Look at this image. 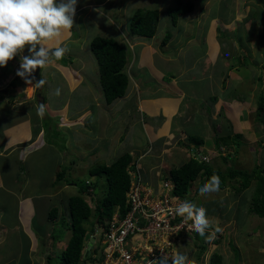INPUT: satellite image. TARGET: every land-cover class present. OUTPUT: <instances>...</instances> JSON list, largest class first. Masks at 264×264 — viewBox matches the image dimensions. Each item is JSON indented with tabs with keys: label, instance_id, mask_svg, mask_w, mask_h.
<instances>
[{
	"label": "rangeland",
	"instance_id": "obj_1",
	"mask_svg": "<svg viewBox=\"0 0 264 264\" xmlns=\"http://www.w3.org/2000/svg\"><path fill=\"white\" fill-rule=\"evenodd\" d=\"M78 1L81 3L82 1L92 2L93 0ZM174 1L105 0L102 9L113 17L120 15V20H122L121 28L124 32L126 31L125 27L134 9L138 7L155 8L159 14L158 25L165 22L163 33L169 31L175 38H181V42L185 41L187 37H190V40L187 41L189 45L184 50V53L176 55L175 58L172 56L170 61L158 58L156 63L165 68L186 65L188 58L192 56L191 54H197V50L203 51L205 47L204 39H208L206 33L209 34V49L221 48V58L226 60L225 65L231 67L229 69L230 71H226V79L224 84H220V88L219 81L217 80L221 75L216 76V84L213 83L207 86L208 81L194 83L195 90L191 91L193 94L187 93V96L184 95L182 97L179 102L177 116L171 118L172 126L174 127L175 124L178 125L174 133L181 131V137L186 134V140L184 141L186 144L185 148L191 145L189 147L190 149L193 148L192 144L194 143L191 144L189 141L188 136L190 134L188 132H195L193 135L200 137L209 134L208 136L212 137V141H207L203 148L204 150H201L203 154L209 153V160L205 163L207 165L218 167L222 172H226L229 166H232V168L229 167L230 169L237 168L244 171H251L254 166H257L260 168L258 169L261 173L260 175L264 176V110L259 113L261 120L256 121L257 97L259 94H264V0H182L185 2H193V10L179 14L178 17L176 16V21L173 22L171 16L167 14V9L173 6ZM118 2H122L120 8L116 6L119 5ZM102 9L100 11L104 16L100 15V19H98L99 24L92 22L93 17L90 15V12H96L94 9H90L88 16L82 20H80V14L75 16V21L79 20L77 24L75 23V31L81 37L85 36L83 40L86 43L87 49L83 52L85 56H92L94 58L89 49L87 35L105 36L107 34L111 36L106 30L103 32L102 28L104 26H107L106 29L109 28L107 22L110 23V20ZM124 34L128 35V33ZM191 43H197V46L191 48ZM160 54L163 55L162 53ZM152 55H154L153 52L147 57V60ZM155 55L153 58L156 60ZM138 56L141 57L140 53L136 51L135 57ZM243 56L247 61L246 66L241 63ZM65 57L66 55L62 61H64ZM217 57L216 55L213 68L216 67L218 72L222 64L220 61H217ZM93 60L95 63V58ZM139 60L142 62L144 58H139ZM51 67L48 64L41 70V77L45 81L43 91L45 92V98L43 104L46 105V116L43 119L46 125V135H50L46 137L47 142L44 141L47 144L39 147L36 154H30L31 152L27 153L32 149L20 147L19 145H15L14 149L7 153L0 151V155L3 154L0 156V224H3L7 229L6 234H4V241L0 244L1 260L9 252L7 247H10L14 241L18 240L22 248L20 252L16 253L15 256L17 257H14V259L20 263H24L25 261L24 256L26 250L22 249L27 247L26 241L28 239L23 236L24 233H22L21 229L25 230L27 228L26 219L24 218L26 211L24 209L26 202H29V200L23 196L32 194L34 199L31 206H34V202L36 204L35 216H37L35 220L33 219V225L29 228L31 230V237L34 239L39 234L37 235L39 237L38 239H43L44 241L47 238L46 233L58 234L54 244L51 245L54 255L50 256L51 262L56 263L60 259V254L66 245L64 239H68V234L71 232L70 230L65 231L64 226L61 227V223H66L68 220L67 197L78 194L79 189L85 187V181L93 185L96 184L97 191L94 188L93 195L89 193L83 195L89 206L94 208L96 203L100 202L107 187L104 177L90 175L88 173L89 168L86 170L81 168L85 165L84 160H81L79 167L73 170V167L69 164L67 165L65 162L66 158L63 154L66 151V145L73 146L75 142L90 145L92 139H99L98 135H101V132L96 133L94 130L89 131V133L80 132L81 126L77 125V122L71 124L73 128H67L70 131L58 127L55 128L59 121H62L63 114H66L72 109L69 99L75 95V90L68 83L57 79L54 71L50 73L49 70ZM86 67L85 65V68L79 71L87 79L77 87L76 94L80 95V97L87 96L91 99L93 96L91 91H96L95 88L96 86L99 88V85L87 74L88 68ZM95 67L97 68V65ZM238 73L241 74V79L238 80L240 84L235 83V90L231 89L229 94L226 93L225 88H227L226 86L229 82L227 78L239 77ZM63 75L67 77V71L65 69H63ZM169 75L171 74L169 73ZM78 77H80V73L74 76L75 79H78ZM15 82L13 85L12 81L7 82L5 87L8 89V92H4V95L8 94L11 97L13 95L12 87L14 85H19L22 88L18 90L21 93L24 90H26V93L30 92L31 89L27 88L28 83L20 82L23 83V85H20V83L18 84V80ZM159 83L163 84V86L167 85L169 90L176 92V84L172 81L171 76L165 77ZM180 86L183 90L186 89V84L181 83ZM57 87L61 89L59 96L54 95V90ZM191 87L193 88V86ZM221 94L223 98L220 97ZM0 98L3 97L0 95ZM17 100L23 101V98H18ZM32 102L34 101L32 100ZM12 111H14V108L5 107L3 109L0 103V150L7 135L5 132H7L9 126L11 128L21 118L17 113H12ZM209 114L211 115L210 118L208 117ZM35 119H38V117ZM163 119L165 118L162 115H158L154 117L152 123H159ZM135 120L134 118V120L129 122L128 134L121 141L118 139H108L107 135L101 138V144L98 143L100 142L98 140L97 147L100 148L102 145L103 152L100 151L101 156H93L90 160L94 161V164L106 163L123 154L133 144L132 140H130V135L135 128ZM156 127L161 128L158 125ZM55 131L57 132L55 133ZM53 133L55 134L52 137ZM228 133L230 135L239 133L240 135L236 137V141H231L232 139H230L232 146L229 150L222 148L221 153L225 156L223 158V156L215 154L219 150L217 138ZM85 134L88 138H86ZM149 141L151 143V137ZM234 145L236 148L238 147L237 150L236 148L233 149ZM92 146L95 147L94 142L90 147ZM30 147L33 148L34 145L31 144ZM196 148L198 149L199 146H196ZM186 151L190 154V150L187 149ZM135 154L134 152L131 154L132 162L136 161ZM203 154L200 153L198 156H203ZM25 155L29 156L26 161L24 160ZM183 155L184 153L181 156ZM68 156L72 155L69 153ZM87 159L88 156L86 161ZM158 160L161 159L159 158ZM29 161L33 163L34 167H31ZM144 168L148 172H144L146 171ZM38 172H40L39 176ZM139 172L146 179H153V176H155V172L148 169L145 159L141 162ZM61 173L62 175L60 176ZM62 176L63 178H61ZM50 177L51 180H56V178L60 180L54 184L49 179ZM225 179V184L220 186L219 192L201 196L199 191L196 192V189H199L205 181L201 177H198L186 194L187 199L192 203L197 204V206H204L207 209V216L213 221V224L218 223L223 229L221 233L216 234V243L213 241L214 239L208 241L203 237V241L207 244V255L214 250L219 252L222 255V264H264V219L251 210L252 191L255 188L256 180L251 179L246 189L236 193L235 186L237 182H235V186L233 187L229 183L228 177H225ZM162 182L161 180L159 186H161ZM47 197H49L50 201H48ZM42 200H44L43 203ZM259 201L260 198L258 199V203H260ZM52 206H56L57 208L55 219L52 220L51 216H47V212L43 216V218H47L45 228L36 229V225L41 220V211L44 209L47 210ZM60 217L64 220L61 223L58 221ZM93 217L94 213L92 212L89 220ZM86 225L89 226V223ZM43 231L45 232L41 234ZM88 233H90L89 230L87 231L84 249L89 245L90 236ZM97 233L98 229H96ZM17 235H20V238ZM197 239H200V237H186L182 241H176V243L170 245L168 252L169 250L170 254L177 250L186 252L190 259L194 258L197 261V264H208L209 262L205 261L208 258L204 256L199 263L197 255L199 249L196 246ZM42 243H44V246L39 243L38 250L45 249L48 242ZM159 243L162 244L161 239H159ZM92 246H98V241L96 240ZM12 254L15 253L12 252ZM49 254H51V251ZM163 255H165V252ZM97 257L101 259L100 256ZM169 259L171 260V258ZM9 261V264L15 263V260ZM43 264H46V260H44ZM80 264H95V262L85 260Z\"/></svg>",
	"mask_w": 264,
	"mask_h": 264
},
{
	"label": "crops",
	"instance_id": "obj_2",
	"mask_svg": "<svg viewBox=\"0 0 264 264\" xmlns=\"http://www.w3.org/2000/svg\"><path fill=\"white\" fill-rule=\"evenodd\" d=\"M104 1L105 0H93L92 2L82 1L81 3L78 1L75 16L80 14V20H82L83 18H86L88 16L90 9H94L98 13L92 11L90 12V15L93 17L92 22L99 24L98 19H100V15L103 14L100 10L104 6ZM119 5H122V2L119 3ZM119 5H116L117 8H120L118 7ZM102 11L106 13L104 9H102ZM106 15L108 16L110 23L107 22L109 26L108 29H106L107 26H104L102 28L103 32L104 30H106L107 32H109L108 34H110L111 37H114L119 42L123 41L126 46H128V65L126 69L129 75L125 94L119 98H116L109 104H106L103 99V94L98 79V68L95 67V65H97L96 60L94 63V58L92 56H85V54L83 53L87 50L86 43H84L83 41L85 36L81 37L80 34H77L74 26L71 30L65 31L58 41L53 40L48 43L49 47H55L58 44H67V46L69 47L70 51L68 52V54H66L64 61H56L55 59H53L49 63L52 66L49 71L50 73H53L54 71L56 73L57 79H61L64 82L68 83L75 90V95H73L72 98L69 99L72 109L66 114H63L62 121H59L55 128L58 127L63 130L70 131L67 128H73L71 124L77 122V125L81 126L80 132L89 133V131L92 130L96 131V133L101 132V135H98L99 139H92L91 141V144L94 142L95 147H90L91 144L84 145L75 142L73 146H65L66 151L63 156L66 158L65 162L67 163V165L69 164L73 167L72 170L79 167V164H81V160H84L83 162L85 164L81 167L84 168L83 170L90 168V166L95 165L94 161H91L90 159L93 156H101L99 152H103L102 145L100 146V148L97 147L98 143L101 144V138L107 135L108 139H118L121 141L122 139H124L123 137H126L128 134L129 122L131 120H134L135 118V128L130 135V140H132L133 144L130 145V147L124 152H128L130 154H132V152L136 153L135 156L136 159H138L137 161L139 163V167L142 160L145 159L148 169H151L155 172V176H153V179H150L148 177L147 178L152 183L151 185L158 186L161 179H163L162 175H168V172L171 168H176L180 164L186 162L191 156L192 151L197 149L196 146H199L198 149H203L207 141H212V137L208 136V134L204 137L202 136V144L198 145L194 142H191V144L194 143L192 144L193 148H189L191 147V145L185 148L186 144L184 143V141L186 140V134L181 137V131L174 133L178 125L175 124L173 127L171 118L177 116L179 102L181 101L182 97L184 95L187 96V93L193 94V92L191 91L195 90L194 83L196 82L208 81L207 86L215 83L217 75H221L217 80L219 81L220 88V84H224V81L226 79V71H230L229 69L231 67L225 65L226 60L224 58H221V48H217L214 50L209 49L208 33H206V37H208V39L206 38L207 41L206 39H204L205 47L203 48V51L197 50V54H191L192 56L188 58V63L186 65L173 68H165L163 66H159V64L156 63L158 58L170 61L172 59V56L173 58H175L176 55L184 53V50L189 45V42L187 41L190 40V37H187L185 41L181 42V38H175L172 34H170L169 31H165L169 32L170 36L167 42L164 45H161V40L165 34V32L163 33L165 22L157 25L156 32L153 36L139 37L129 33L127 31V25L125 27L126 31L123 32L121 28L122 20H120V15L115 17L110 16L107 13ZM178 16L179 15H177V17ZM78 21L79 20H76L75 23L77 24ZM124 33H128V35H125ZM91 36L92 34L87 35L88 40ZM197 43H191L190 47L195 48L197 46ZM185 45L187 46L185 47ZM180 50L182 51L180 52ZM136 51L140 53L141 57H135ZM151 52H153L154 55L157 53V55H155L156 60L153 58L154 55L150 56V58L147 60V57L151 54ZM160 53H162L163 55H161ZM23 55H28L27 48L25 49ZM216 55L218 56L216 58L217 61H220V63L222 64L221 67H219L218 72L216 70V67L213 68V63L215 64ZM159 56L162 58H160ZM139 58H144V60L140 62ZM19 64L20 57L17 56L15 59L9 61L6 67H0V95L3 97L0 98V103L3 106V109L5 107L14 108V111H12V113H17L21 117L20 120L16 121L11 128L9 126V129H7V132H5L7 135L3 141V145H1L2 148L0 151L7 153L8 151L13 150L15 145H19L20 147L32 149L27 153L31 152L30 154H36V151L39 147L47 144L44 141L47 142L46 137L50 135H46V125L44 119H40V117L37 116L35 103L32 102V97L37 98V96L35 97L33 93L34 83L32 82L27 86V88L31 89L29 93H26V90L21 93L20 91H18L21 87L19 85H15L12 91L14 96L12 95L10 97L8 94L4 95V92H8V89L5 87V85H7V82L11 81L13 77L15 80L16 72L19 69ZM85 65L87 66L86 68H88L87 74H89L91 79L95 80V82L99 85V88L96 86V91H91V94L93 95L91 99H89L87 96L80 97V95L76 94L77 87L83 84L87 79L83 77L82 72H79L80 70L85 68ZM242 65L246 66L243 63ZM63 69L67 71V77L63 75ZM77 73H80V77H78V79H75L74 76ZM169 73L171 75H169ZM238 75L239 77L236 78H227L229 82L227 83V88H225L226 93L229 94L231 89L235 90V83L240 84L238 80L241 79V74L238 73ZM168 76H171L172 81L175 82L176 92L173 90H169L167 85L163 86V84L159 83L161 80L163 81V79ZM20 82L25 81L24 79H19L18 84ZM181 83L186 84L185 90H183V88H180ZM13 84L14 82L12 83V85ZM20 85H23V83H20ZM191 86H193V88ZM161 87L163 88L160 89ZM220 97L223 98V95L221 94ZM18 98H23V101H18ZM212 113L214 112L212 111ZM158 115H162V117H164L165 119H163L159 123H152L154 117H157ZM36 117H38V119H35ZM208 117L210 118L211 115L209 114ZM155 124L161 126V128L156 127L157 125ZM39 132L41 136L38 135ZM56 132L57 131H55V133ZM55 133L52 134V137ZM188 133L190 134L188 137L197 136L193 135L195 132ZM150 137L152 138L151 143L149 141ZM86 138H88L87 135ZM98 140H100V142L97 143ZM28 144H33L34 147L31 148ZM187 149L190 150V154L186 151ZM69 153L72 156H68ZM182 153H184L183 156H181ZM30 154L29 156H31ZM29 156L25 155L24 160L26 161ZM87 156L88 159L86 161ZM159 158L161 160H158ZM110 162H106L105 164H108ZM29 164L31 165V167H34L32 162L29 161ZM144 172L148 171L146 170ZM39 175L40 172H38V176ZM144 178L146 179V177ZM49 179L51 180V177ZM51 181H53V179ZM23 197H26L29 200V202H26V206L24 209V211H26L24 218L26 219L25 222L27 228H25V230L21 229L22 233H24L23 236L28 239L26 241L27 247L22 249L26 250V254L24 256L25 261L24 263H20L16 259H14V257H17L15 256L16 253L20 252L22 248L20 247V243L17 240L14 241L10 247H7V249H9V252L6 253L2 260L0 259V264H9V260H15V263L13 264H37V262L38 264H43L44 256L54 255L51 245L54 244L53 240L55 239L54 237H51V233H46L47 238L44 241L43 239H38L39 237H37V235L39 234H37L36 238L34 239L31 237V230H29V228H31V226L33 225V219L35 220L37 216H35L36 204L34 202V206H31L34 199L32 194H27ZM47 198L48 201H50L49 197ZM43 201L44 200H42V203ZM46 212V209L41 211V220H39L40 223L36 225V229L45 228L47 218H43V216L46 214ZM6 232V227L3 224H0V244L3 243L4 234H6ZM44 232L45 231L41 232V234H43ZM17 237L20 238V235H17ZM56 237H58V235ZM46 241L48 242L46 245L47 248L45 247V249L43 248L38 250L39 243L41 245L43 244L44 246V243L42 242ZM64 241L66 243L67 239H64ZM50 251L51 254H49ZM12 252L15 254H12Z\"/></svg>",
	"mask_w": 264,
	"mask_h": 264
},
{
	"label": "trees",
	"instance_id": "obj_3",
	"mask_svg": "<svg viewBox=\"0 0 264 264\" xmlns=\"http://www.w3.org/2000/svg\"><path fill=\"white\" fill-rule=\"evenodd\" d=\"M119 3L120 2H118V4ZM118 7H120V5ZM193 7L192 2L175 0L173 6L168 7L167 14L170 15L172 21L175 22L177 15L190 12ZM158 17L159 14L157 9L138 7L134 9L128 20L127 31L139 37L153 36L157 29ZM169 36V32H165L160 44L164 45L169 39ZM89 49L97 62L98 79L103 99L106 104H109L116 98L123 96L127 89L129 79L126 69L128 65V46H126L123 41L119 42L114 37L105 34V36H91L89 39ZM242 63L247 65L244 56ZM12 82L15 83V81ZM263 110L264 94H259L256 102V121L261 120L259 113ZM239 135V133L234 135L225 134L219 136L217 140L218 143L224 145L226 149H230L232 146L230 139L236 141V137ZM188 138L190 142H194L198 145L203 143V139L200 136H190ZM205 163L206 162L199 161L197 158L190 156L186 162L180 164L176 168H171L168 175L163 174L162 178H170L173 183L172 193L180 196H185L188 193V190L198 177L206 181L213 173L220 176V186L225 184V177H228L229 183L233 187L235 186V182H237L235 186L236 193L246 189L251 179H255V188L252 191L253 198L251 199V210L264 219V176L260 175L261 173L258 170L260 169L259 167L254 166L251 171H244L237 168L230 169L232 166H229L230 168L228 167L226 172H222L219 168ZM131 164V154L124 152L108 164L99 163L88 169L90 175L105 178L107 185L106 190L100 202L96 203L94 208L89 206L83 195L85 193L93 195L96 184L81 187L78 194L69 195L67 197L68 220L64 223L62 222L64 220L60 217L58 221L60 223L62 222L61 227L64 226L65 231L70 230L71 232L68 234V240L60 254V259L56 263H52L51 260L48 259L46 264H80L85 260L95 262V264L101 262L102 258L100 259L97 257L99 254L94 257L92 256L93 252H96V246H92L88 250L84 249L87 231L89 230L92 232L96 226L103 225V227H105L115 208H117L120 217L124 216L129 210L130 204L126 201V192L131 181L130 169H135V166ZM61 175L62 173L60 176ZM61 178H63V176ZM54 180L55 179H53L52 182L55 184V182L60 179L56 178V181ZM259 198L260 203H258ZM46 211L48 212L47 216H51L52 220L55 219L57 213L56 206H52ZM92 212L94 213V217L89 220ZM87 223H89V226L86 225ZM192 233L191 238L200 237V239H197L198 241L196 243L199 249L197 253L199 263L204 256L209 259L208 264H222V255L215 250L207 255V244L203 241V237L196 231ZM57 235L58 234H55V236ZM213 241L216 243L217 239ZM168 264H172V260L169 259Z\"/></svg>",
	"mask_w": 264,
	"mask_h": 264
},
{
	"label": "clouds",
	"instance_id": "obj_4",
	"mask_svg": "<svg viewBox=\"0 0 264 264\" xmlns=\"http://www.w3.org/2000/svg\"><path fill=\"white\" fill-rule=\"evenodd\" d=\"M77 3L78 0H0V67H6L9 61L19 56V69L16 72L15 80L13 77L11 81L24 79L28 84L33 82L36 88L38 87L34 80L35 77L33 76V73L39 68L40 81L38 85H41L39 88L42 89L43 94L38 98L32 97V100L35 103L37 115L40 119L43 118L46 113V105L43 104L45 98V92H43L45 81L41 77V70H43L53 59L56 61L62 60L70 51L67 44H58L55 47H49L48 43L53 40L58 41L65 31L71 30L76 26L75 15ZM26 48L28 55H23ZM60 94L61 89L57 87L54 90V95L59 96ZM38 135L41 136L40 132ZM231 141H234V139ZM30 146L31 144L29 147ZM218 148L219 150L218 152H215V154L221 155L224 158L225 156L221 153V150L222 148L226 149V147L218 143ZM235 148L236 146L234 145L233 149ZM201 150L204 149L200 148L193 150L192 152H194V154L191 153V156L197 158L199 161L207 162L209 160V153L207 152L206 154H203ZM197 153H201L203 156H198ZM228 154L234 155L231 153ZM137 160L138 159L131 164L135 166V169H130L129 172L131 174V179L133 175L138 176L143 183L152 187H157L151 185L152 183L141 175ZM161 180L171 181L170 178ZM87 185L91 184L85 181V187ZM220 185V176L213 173L203 185L199 187V189H196V192L199 191L201 196H207L219 192ZM158 187L160 186L158 185ZM180 197L185 201L179 203L173 211L176 215L182 217L185 222L192 221L190 227L194 228L201 237H205L206 240L211 241L215 239L217 233L223 231L218 223L215 225L213 224V221L207 216V209L204 206H197V204L192 203L187 199L186 195ZM115 212H118L117 208H115L111 217ZM96 229H98L97 234ZM103 230V225L96 226L94 230L89 233L90 241L89 245L86 247L87 250L92 247V244L96 240L98 241L99 246ZM206 232L209 233L207 236ZM51 237H54V239L57 238L55 234L52 233ZM94 239L96 240L94 241ZM54 241L55 240H53V242ZM98 246H96V252H93L92 256L94 257L99 254L102 258ZM169 258H171L172 264H197V261L194 258L190 259L186 252H180L179 250L174 251L171 254L167 253L158 260L150 261L149 264H168ZM48 259H50V255L44 256L46 263ZM98 264H102V260Z\"/></svg>",
	"mask_w": 264,
	"mask_h": 264
},
{
	"label": "built area",
	"instance_id": "obj_5",
	"mask_svg": "<svg viewBox=\"0 0 264 264\" xmlns=\"http://www.w3.org/2000/svg\"><path fill=\"white\" fill-rule=\"evenodd\" d=\"M172 187L170 180L152 187L132 176L126 192L129 210L122 217L115 212L101 233L102 264H149L170 254L172 243L192 236V221L173 211L185 200L172 194Z\"/></svg>",
	"mask_w": 264,
	"mask_h": 264
},
{
	"label": "bare ground",
	"instance_id": "obj_6",
	"mask_svg": "<svg viewBox=\"0 0 264 264\" xmlns=\"http://www.w3.org/2000/svg\"><path fill=\"white\" fill-rule=\"evenodd\" d=\"M167 33V32H166ZM15 86V85H14ZM14 86L12 87V88H14ZM33 93H34V96L36 97L37 96V98L38 97H40L43 93H42V89H40V88H36L35 86H34V88H33ZM45 116H46V113H45ZM31 128V127H30ZM33 130V129H32ZM56 172V171H55ZM172 178V177H171ZM56 181V180H55ZM52 184V183H51ZM42 191V190H41ZM86 202V201H85ZM103 247H104V244L102 243V241H101V243L99 244V246H98V250H99V253L100 254H102V249H103ZM209 260V259H208ZM208 260H206V261H208Z\"/></svg>",
	"mask_w": 264,
	"mask_h": 264
},
{
	"label": "water",
	"instance_id": "obj_7",
	"mask_svg": "<svg viewBox=\"0 0 264 264\" xmlns=\"http://www.w3.org/2000/svg\"><path fill=\"white\" fill-rule=\"evenodd\" d=\"M33 76L35 77V81L37 83V87L39 88L41 85H38L39 81H40V78H39V68L33 73ZM96 191V189H95Z\"/></svg>",
	"mask_w": 264,
	"mask_h": 264
}]
</instances>
